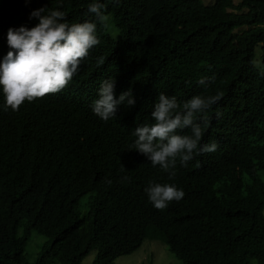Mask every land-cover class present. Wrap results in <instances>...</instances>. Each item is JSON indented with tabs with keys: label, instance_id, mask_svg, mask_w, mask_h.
<instances>
[{
	"label": "trees",
	"instance_id": "obj_1",
	"mask_svg": "<svg viewBox=\"0 0 264 264\" xmlns=\"http://www.w3.org/2000/svg\"><path fill=\"white\" fill-rule=\"evenodd\" d=\"M91 2L0 0V29L10 21L0 60L9 27L38 22L29 19L33 10L59 8L70 23L97 22ZM98 2L114 16L119 41L97 22L100 43L61 92L13 112L3 110L0 91V264H29L32 231L52 239L35 264H86L92 252L91 264H112L160 232L183 264H264V0ZM205 76L215 78L207 89L198 83ZM104 79L115 80L116 98L131 90L135 99L107 122L90 107ZM217 91L223 96L206 110L200 142H217L215 152L194 155L186 167L177 161L169 180L130 150L160 93L183 103ZM150 181L174 183L185 195L157 210L144 191Z\"/></svg>",
	"mask_w": 264,
	"mask_h": 264
},
{
	"label": "clouds",
	"instance_id": "obj_2",
	"mask_svg": "<svg viewBox=\"0 0 264 264\" xmlns=\"http://www.w3.org/2000/svg\"><path fill=\"white\" fill-rule=\"evenodd\" d=\"M29 2L25 0V3ZM113 2L118 4L120 0ZM87 10L106 30L111 27L104 3L92 0ZM29 19L38 22L32 27H9L7 31L9 51L0 60L4 111L16 112L25 102L32 103L48 94L61 92L78 73L82 60L100 43L96 34L97 22L70 23L66 13L59 8L40 7L30 13ZM9 22L7 16L0 29V38ZM104 62L103 56L97 58V66ZM253 63L259 67L257 62ZM261 75H264V68H261ZM214 79L200 77L198 83L207 89ZM222 96L219 91L197 94L180 103L175 96L160 93L150 114L152 122L139 124L132 132L136 139L130 150L143 155L153 167L159 166L171 180L176 175L177 161L186 167L194 155L217 150L215 141L202 146L200 142L209 123L206 110L218 103ZM125 103L129 106L135 104L131 90L116 98L115 80L104 79L90 107L97 117L107 122L116 117L118 106ZM185 129L190 132L184 134ZM128 179L127 176L122 178L124 181ZM106 182L111 184V180ZM144 191L157 210L166 209L170 202H179L185 195L174 183L154 181H150Z\"/></svg>",
	"mask_w": 264,
	"mask_h": 264
},
{
	"label": "rangeland",
	"instance_id": "obj_3",
	"mask_svg": "<svg viewBox=\"0 0 264 264\" xmlns=\"http://www.w3.org/2000/svg\"><path fill=\"white\" fill-rule=\"evenodd\" d=\"M206 5H212L216 0H203ZM241 0H235V3H239ZM110 17L109 29H104L105 33L113 40L119 41L121 39V31L115 25L114 16L112 14H106ZM259 52V49H258ZM260 54L258 53L257 63H260ZM260 177L264 183V171L260 172ZM88 198L84 197L80 205V212L85 215L88 212ZM19 235H23V231H19ZM165 237L162 232L157 233V239H146L142 246L136 250L135 253L126 256H120L112 264H183L172 252H170ZM52 239L47 238L35 231L30 233V239L27 242L25 257L29 264H35L43 251L45 245H51ZM96 252H92L90 256L85 259L86 264H91ZM59 264V263H52Z\"/></svg>",
	"mask_w": 264,
	"mask_h": 264
}]
</instances>
